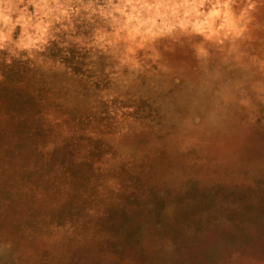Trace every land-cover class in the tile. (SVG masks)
<instances>
[{"label":"rangeland","instance_id":"obj_1","mask_svg":"<svg viewBox=\"0 0 264 264\" xmlns=\"http://www.w3.org/2000/svg\"><path fill=\"white\" fill-rule=\"evenodd\" d=\"M0 264H264V0H0Z\"/></svg>","mask_w":264,"mask_h":264}]
</instances>
